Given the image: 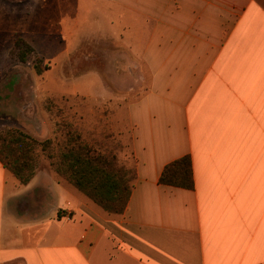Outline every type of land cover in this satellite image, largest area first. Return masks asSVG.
I'll return each mask as SVG.
<instances>
[{"label": "crops", "instance_id": "0c3cea01", "mask_svg": "<svg viewBox=\"0 0 264 264\" xmlns=\"http://www.w3.org/2000/svg\"><path fill=\"white\" fill-rule=\"evenodd\" d=\"M56 1L64 44L91 19L100 47L75 53L141 88L125 106L135 178L111 214L0 163V264H264V0H75L74 17ZM184 154L194 187L158 183Z\"/></svg>", "mask_w": 264, "mask_h": 264}, {"label": "rangeland", "instance_id": "374dc122", "mask_svg": "<svg viewBox=\"0 0 264 264\" xmlns=\"http://www.w3.org/2000/svg\"><path fill=\"white\" fill-rule=\"evenodd\" d=\"M69 8L74 17L78 13L75 0H69ZM61 15L64 21L65 15ZM89 21L87 28L73 35L65 30L66 46L56 0H0V131L19 128L39 140H60L66 129L74 130L97 149L112 152L125 167H133L132 129L126 123L125 106L138 97L141 88L119 92L116 88H124L131 78L118 75L113 69L115 62L105 66L104 76L103 62L84 61V55L75 53L79 47L83 51L100 47L94 45L101 43L96 36L99 24ZM84 36L89 41L80 46ZM16 38L32 49L25 61L14 49ZM37 59L39 72L34 67ZM36 163V169L64 181L50 169L40 151Z\"/></svg>", "mask_w": 264, "mask_h": 264}, {"label": "trees", "instance_id": "16d2710c", "mask_svg": "<svg viewBox=\"0 0 264 264\" xmlns=\"http://www.w3.org/2000/svg\"><path fill=\"white\" fill-rule=\"evenodd\" d=\"M14 49L21 61H25L26 54L32 50L21 38H16ZM34 67L40 71V59ZM38 151L60 179L106 212L120 214L124 211L135 178L134 166L125 167L112 152L97 149L74 130L66 129L60 140L51 137L39 140L19 128L0 131V163L20 184H26L34 175ZM158 183L192 189L190 156L184 154L166 163L160 171Z\"/></svg>", "mask_w": 264, "mask_h": 264}]
</instances>
